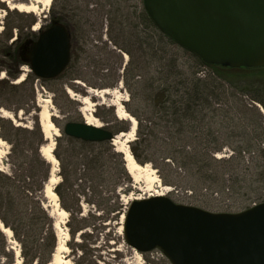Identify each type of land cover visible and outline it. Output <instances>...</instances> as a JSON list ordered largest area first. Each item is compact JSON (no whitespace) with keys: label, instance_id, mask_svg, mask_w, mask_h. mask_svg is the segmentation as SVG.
Instances as JSON below:
<instances>
[{"label":"rangeland","instance_id":"1","mask_svg":"<svg viewBox=\"0 0 264 264\" xmlns=\"http://www.w3.org/2000/svg\"><path fill=\"white\" fill-rule=\"evenodd\" d=\"M15 2L32 3L33 0H0V32L7 20L14 28V37L20 32L19 28L27 31L28 25L26 17L12 15L8 19L5 18L8 9L10 11L14 9L10 5ZM145 13L144 0H53L46 12L34 13L39 24L36 30L49 27L55 16L64 19L63 22L69 28L72 37V59L69 66L56 79L44 81L37 79L34 103L30 89L23 90L22 94H16L9 99L0 98V103L11 106L16 105L17 97L22 95L20 103H29L28 108L32 111L21 110L14 113L16 111L4 108L3 110L9 112L12 117H4L6 120L4 127L1 128L0 125V134L13 141L12 144L0 135L5 141L0 142V171L11 174L13 166L17 172L16 184L8 188L0 186V210L19 231L28 229L25 220L30 219L28 216L31 205L26 196L30 181L26 183V177L32 173L29 170V159L33 149L41 141L36 131L39 121L37 110L38 108L41 110L42 105L55 114L52 118L60 130L55 142L62 160L59 161L55 153L54 155L59 161L58 176L64 171L67 178L60 188L62 199L71 209L64 226L68 231L73 229V234L69 232L70 239L66 242L68 250L59 252L58 264H139V262L172 264L160 248L145 252L142 254L143 260L139 261L135 255L136 249L127 243L124 236L122 215L133 198L146 197L151 192L147 189L145 179H135L124 172L122 169L124 158L111 152L106 153L108 161L105 164L88 163V156L93 155L98 149L95 143L100 142L84 141L68 136L64 132L66 123L86 121L87 112L84 109L87 108H92L97 120L108 129H119L123 125L113 105L116 96L107 94L100 98L89 94V89H114L122 85L120 89L122 95L128 97L124 103L125 107L127 110L137 112L142 119L140 139L136 141L139 137L136 129V138L130 144H135L141 155L139 163H150L151 168L155 170L154 177L157 175L160 179L154 183V190L162 191L169 185L173 190L167 196L175 202L199 206L214 212H240L264 201V154L259 152L264 148V135L259 137L253 125L245 124L246 121L250 124L255 122L253 110L247 113L239 110L242 102L258 108L263 114L258 124L264 128V109L260 103L252 99L254 95L263 96L259 85L247 86L245 88L247 90L244 91L237 89L238 92L234 88L235 94L222 102L228 104L227 107L222 106L232 111L234 119H228L229 124L225 125L223 115L219 116L213 127L219 137L217 144L221 150L217 151V154L221 156L220 158H229L235 153L237 158L234 162H238L242 160L238 156L239 149L246 151L244 162L233 166L238 169L241 180L239 183L233 184L232 175L237 174L233 171L225 174L222 185L212 178L204 180L199 172L191 174L189 168L182 171L178 167L164 163L162 157L173 151L172 143L168 139L170 129L165 118L161 116L163 111L157 112L153 105L152 91L144 86V83L151 81L157 73V62L152 56L151 47L158 48L162 43L158 37L156 38L154 28L144 21ZM142 40L144 43H141ZM174 50L178 52L180 61L192 59V55L186 52L184 47L176 45L167 57L173 56ZM21 70L23 78L30 72L27 63ZM68 90H72V93ZM84 96H90L93 102L85 105L82 99ZM242 115L247 116L248 120L242 119ZM15 122L20 125H16ZM31 128H35L36 132H31ZM259 131L261 132V129ZM119 134L115 133V136ZM254 136L257 139L253 138ZM250 138H253V144ZM44 142L48 144L45 138ZM103 142L115 147L112 141ZM13 145L14 152L10 154ZM201 147L190 141L186 149L193 152ZM149 159L152 161H148ZM60 180H63L62 176ZM188 190H193V194L186 193ZM214 192H218V195ZM41 199L46 213L40 215L32 229L35 237L41 236L43 242L47 243L48 229L51 228L52 222L55 228L58 217L51 215L55 210L53 202L46 197ZM7 239L6 246L15 253L12 264H17L18 260H22L24 264L21 241L14 232L11 237L7 236ZM4 246L0 242V252ZM43 248L40 250L42 253L40 264H48L46 262L49 248L44 246ZM37 252H39L37 243L30 240L26 247L27 263L33 261ZM37 262L39 261L35 260L33 264ZM0 264L11 262L3 258L0 259Z\"/></svg>","mask_w":264,"mask_h":264},{"label":"water","instance_id":"2","mask_svg":"<svg viewBox=\"0 0 264 264\" xmlns=\"http://www.w3.org/2000/svg\"><path fill=\"white\" fill-rule=\"evenodd\" d=\"M144 7L164 34L204 63L264 67V0H144ZM71 52L69 28L54 21L40 30L24 60L38 80H52L67 69ZM64 132L90 142L115 138L86 121L68 122ZM123 231L138 252L160 248L172 264H264V201L240 212H214L167 195L135 199Z\"/></svg>","mask_w":264,"mask_h":264},{"label":"trees","instance_id":"3","mask_svg":"<svg viewBox=\"0 0 264 264\" xmlns=\"http://www.w3.org/2000/svg\"><path fill=\"white\" fill-rule=\"evenodd\" d=\"M12 15L28 18V25L27 31H23V28L17 27L20 32L16 37H14V28L8 24V21L6 20L5 27L0 32V98L3 97L4 99H9L11 96H15L23 90L29 91L30 89V91H32V103H34V101H36L37 77L30 71L26 74V77H24L23 80L20 82H17V80L22 76V66L27 63L24 60V51L29 48L31 43L39 36L40 31L34 29V25L37 24L38 18L33 12H24L19 11L18 9H13L12 11L8 9V13L5 18L8 19V17ZM54 21L64 23V19L60 16H55L52 22ZM144 21L148 26L154 28L156 38L158 37V40L162 43V46H159L158 48L157 46H154L155 48L151 47L152 56L157 62V73L151 81L145 82L144 86L147 90L152 91L151 95L153 96V105L157 112L163 111L161 116L165 118L166 125L170 129V137H168V139L172 143L171 148L173 151L162 157L164 163L166 165L178 167L182 171L189 168L191 170V174L199 172L204 180L208 181V179L212 178V180L214 179L218 184L222 185L225 178L224 176H226L225 174H227L228 171H233L237 174L232 175L234 176L232 182L233 184L239 183L241 180L238 174V169L233 166L234 164L239 165V163H242L243 157L245 158L244 154L246 151L242 150V148L239 149L238 156H240L242 160H239L238 162H234L237 158L235 153L229 158H218L216 154L217 151L221 150V147L217 144L219 137L216 135L213 127L214 124L217 123L219 116L223 115V123L225 125L229 124L228 119H234L232 111L223 107H227L228 104H224L222 102L228 100L229 96L234 95L235 91L238 92L237 89L244 91L247 90L245 89L247 86L259 85L260 89H262L263 96L254 95L252 99L260 103L264 109V67L232 68L222 65H210L204 63L200 57L191 53L187 49H185L186 52H189L192 55L191 60L188 59L183 62L180 61L176 50L172 51L173 56L167 57L175 45H180L164 34L152 21L147 12L145 13ZM141 43H144V41L142 40ZM145 52L147 51L145 50ZM199 66H201L200 69L198 68ZM2 73L5 74L1 76ZM40 80L44 81L45 79ZM153 91H155L154 94ZM21 100L22 95L17 97L18 103L16 105L9 106L5 103H0V112L4 108L16 111L14 113L21 110L32 112L28 108L29 103H20ZM241 101L243 100L241 99ZM239 110L240 112L244 111L245 113L253 110L254 115L256 116L255 122L250 124L246 121L245 124L253 125L254 130L257 131L256 135L262 137L264 135V128L258 124V120H260L263 114L259 111V109L253 105H248L242 102ZM37 111L39 113V108ZM128 111L129 113L131 112L138 122L137 134L139 137L136 139L137 141L140 139L142 119L137 112L132 111L131 109ZM242 116V119H246L247 117L245 115ZM121 120L123 125L119 129H110L114 134L128 132L131 129L130 121L126 122L127 120ZM5 122L6 120L4 117H0L1 128L4 127ZM14 128L20 129L18 127ZM206 128L208 129L207 132L205 131ZM259 129H261V132ZM30 131H35V128H31ZM36 131L39 133L41 141L40 143L38 142L39 144L37 147L33 149L31 158L29 159V170H31L32 173L30 176L26 177V183L30 181V187L26 191V196L28 197L29 205L32 207V209L29 207L30 211L28 218L30 219L25 220V224L28 229H21L19 231L18 228L12 224L0 210V242L5 245L2 249L3 251L0 252V259L5 258L6 260H10L11 264L14 262L15 253L12 249L6 246L8 239L7 235L1 229V223L12 229L17 238L21 241L22 251L24 252V264H33L35 260L39 261L36 264H40L42 259V253L40 250L44 249L43 246L49 248L46 263L51 264L52 255L55 252L58 242L53 222L51 223V228L48 229L49 237L47 236V243L43 242L44 239L41 238V236V239L35 237L34 229H32L37 224L40 215H45L46 213L41 198L45 197L44 194L46 184L51 177L53 167L41 153V148L45 142L43 130L39 121L37 122ZM0 135L10 141V139L5 135ZM253 138L257 139L255 136ZM253 138H250L252 144ZM142 139L145 140L146 138ZM190 141L196 142L197 146L200 145L202 147L199 149L197 148V150L193 152H189L186 149V146ZM10 142L13 144V141ZM95 144L98 146V149L93 155L88 156V163H107L108 160L105 156L107 152H111L113 155H120L122 156V159L124 158L123 154L118 152L115 147L107 145L105 142ZM251 145L249 147H251ZM130 148L135 159L138 162H141V155L138 152L136 145L130 144ZM57 149L58 145L55 147L54 153L59 161H61L62 159ZM263 149L259 150L262 154H264ZM12 150L13 151L10 152V154L14 152V145ZM148 161H152V159H149ZM122 163L123 171L128 173L125 161L122 160ZM13 168L15 167L12 166L13 173L11 174L0 171V186L2 188H8L17 183L16 168ZM60 176H62L63 180L55 186V192L61 199V206L68 212H71L70 207L62 199L60 189L63 182L67 180L64 171H61ZM1 197H3L2 192ZM48 216H50V214ZM69 222L70 220L67 223ZM69 232L73 234V229L72 231L70 229ZM30 240L37 243L39 252H37L38 254H35L31 263H27L26 247Z\"/></svg>","mask_w":264,"mask_h":264},{"label":"bare ground","instance_id":"4","mask_svg":"<svg viewBox=\"0 0 264 264\" xmlns=\"http://www.w3.org/2000/svg\"><path fill=\"white\" fill-rule=\"evenodd\" d=\"M6 1V0H3ZM13 1V0H12ZM53 0H33L32 3H24V2H15L11 3L10 7L13 9H18L19 11L24 12H34V13H43L48 10V8L51 6ZM39 24H36L34 29H38ZM23 80V77H20L17 82H20ZM122 88V85H119L118 88L109 89H89V94H92L94 96L104 97L105 95H115L116 100L113 103V105L116 107V114L118 118L131 121V129L128 132H121L119 135H116L115 138L112 140V143L114 144L116 150L123 154L124 161L126 163V168L128 170V173L135 179L137 178H144L146 181V186L149 191H151L148 196L146 197H152V196H162V195H168L173 189L169 185H166L163 190H154V183L159 182L160 179L157 177V175L154 177L153 171H155L153 168H151L150 163L141 164L139 163L133 154L131 153V149L129 147V143L132 142L136 138V129L138 122L136 118L129 113L127 108L125 107L124 103L128 100V97L123 96V92L120 90ZM70 93H72V90H68ZM83 103L85 105H89L93 101L90 99V96H84ZM42 108L38 115H39V122L41 125V128L43 130L44 138L46 141H48V144H44L41 148L42 155L52 164V172L51 177L49 181L46 184L45 189V197L50 199V201L53 202V205L55 206V210L51 213L52 217H58L56 223H55V229L57 234V247L55 249V253L52 258L51 264H58L60 261L59 258V252H66L68 250V247L66 245V242L70 239V234L68 231V228L64 226L66 223L69 212L61 207L60 200L58 197V194L55 192V186L61 181L59 174V165L58 160L54 155V149L56 146L55 137L59 136L60 130L57 127V125L53 121L54 113L52 114L50 110L47 108H44L42 105H40ZM86 114V122L91 125L96 126H102V124L97 120V117L93 113L92 108L84 109ZM83 111V110H82ZM1 116L11 118L12 115L7 112L6 110H1ZM0 116V117H1ZM16 123V122H15ZM19 123H16L18 125ZM20 125V124H19ZM122 137H124V140L121 141ZM0 142H5L0 138ZM1 170V169H0ZM163 185V184H160ZM144 196H139L133 198L135 199H143L146 198ZM122 220H124V214L122 215ZM1 229L3 232L8 236H12V230L4 225L1 224ZM17 254L19 253V250L16 251ZM135 255L137 259L140 261L143 260V256L140 252L135 250ZM17 264H22V260H18ZM139 264H142L139 262ZM148 264V263H144Z\"/></svg>","mask_w":264,"mask_h":264},{"label":"built area","instance_id":"5","mask_svg":"<svg viewBox=\"0 0 264 264\" xmlns=\"http://www.w3.org/2000/svg\"><path fill=\"white\" fill-rule=\"evenodd\" d=\"M201 74V73H200ZM220 156V155H219ZM186 193H188L189 195L193 194V190H188ZM215 195H218V192H214Z\"/></svg>","mask_w":264,"mask_h":264}]
</instances>
